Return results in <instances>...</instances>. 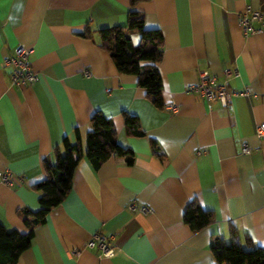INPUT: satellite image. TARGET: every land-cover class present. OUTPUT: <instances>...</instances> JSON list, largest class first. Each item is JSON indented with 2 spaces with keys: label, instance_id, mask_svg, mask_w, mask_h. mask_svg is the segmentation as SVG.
Segmentation results:
<instances>
[{
  "label": "crops",
  "instance_id": "obj_1",
  "mask_svg": "<svg viewBox=\"0 0 264 264\" xmlns=\"http://www.w3.org/2000/svg\"><path fill=\"white\" fill-rule=\"evenodd\" d=\"M248 7L264 13V0H147L134 8L131 0H0V225L28 232L21 211L40 210L44 164H54L64 140L75 142L76 130L85 148L95 114L134 155L132 165L111 158L97 170L81 160L18 264H215L212 239L230 244L233 232L242 248L249 240L264 250V138L255 135L264 124V33L244 36L238 20ZM132 11L163 38V110L102 48L99 31L126 27ZM130 39L138 46L140 34ZM17 46L32 49L37 78L28 86H11L4 66ZM228 69L238 78L225 80ZM200 70L245 94L229 108H208L188 92ZM123 114L139 120L144 137L127 136ZM6 172L12 186L1 182ZM192 202L215 218L196 233L183 222ZM96 234L109 238L113 257L87 248Z\"/></svg>",
  "mask_w": 264,
  "mask_h": 264
},
{
  "label": "trees",
  "instance_id": "obj_2",
  "mask_svg": "<svg viewBox=\"0 0 264 264\" xmlns=\"http://www.w3.org/2000/svg\"><path fill=\"white\" fill-rule=\"evenodd\" d=\"M147 0H131V7ZM140 34V43L134 46L130 33ZM102 48L108 52L119 74L137 79V86L145 91L146 99L158 110L164 109L162 100V80L157 65L163 57V38L159 31L144 29L143 17L130 12L126 27H112L99 31ZM127 136L141 138L139 120L123 114ZM75 142L67 139L63 142V153L56 151L54 164H44L45 178L35 190L39 194L40 210L21 211L28 232L24 235L16 231H7L0 225V264H18L20 256L32 243L36 227L46 222L49 213L58 207L69 193L76 168L81 160H86L94 170L111 158H122L132 165V151L120 146L112 122L101 114H95L90 121V130L86 135L85 148L78 130ZM153 153L160 157L154 146ZM214 214L203 210L192 202L188 205L183 222L192 233H196L214 222ZM247 249L235 241L234 232L231 243L226 244L221 238H213L210 246L215 264H264V250L255 248L247 240Z\"/></svg>",
  "mask_w": 264,
  "mask_h": 264
},
{
  "label": "built area",
  "instance_id": "obj_3",
  "mask_svg": "<svg viewBox=\"0 0 264 264\" xmlns=\"http://www.w3.org/2000/svg\"><path fill=\"white\" fill-rule=\"evenodd\" d=\"M238 24L243 31L244 36H250L257 33H264V13L246 8L245 12L239 16ZM257 24L258 27H255ZM32 53L31 48L17 46L13 55L4 60V66L9 69V79L11 86L21 87L33 84L36 81V73L31 67L29 57ZM224 79L238 78L236 70H225L223 73ZM188 92L197 94L207 104L208 108L213 103H219L222 108H229L233 99L243 96L244 92H236L229 89L226 81L220 83L217 76L210 74L207 71L200 70L198 72V81L195 85L189 86ZM173 113L178 111L177 106H170ZM257 138H264V124L257 126L255 130ZM251 149L247 145H242L241 154L250 155ZM1 182L6 186L13 185V175L9 172L2 174ZM130 212L137 211L135 204L128 206ZM139 213L147 215L150 213L148 208H140ZM89 249H97L99 258H111L115 254V249L112 247L108 237L101 234H96L86 244ZM74 255H79L80 250H74Z\"/></svg>",
  "mask_w": 264,
  "mask_h": 264
}]
</instances>
